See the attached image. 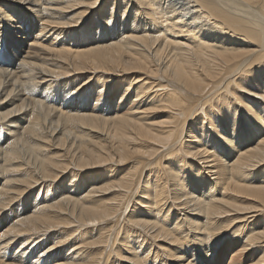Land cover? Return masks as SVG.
<instances>
[{
	"label": "bare ground",
	"instance_id": "6f19581e",
	"mask_svg": "<svg viewBox=\"0 0 264 264\" xmlns=\"http://www.w3.org/2000/svg\"><path fill=\"white\" fill-rule=\"evenodd\" d=\"M232 228L264 264V0H0V264H223Z\"/></svg>",
	"mask_w": 264,
	"mask_h": 264
},
{
	"label": "rangeland",
	"instance_id": "374dc122",
	"mask_svg": "<svg viewBox=\"0 0 264 264\" xmlns=\"http://www.w3.org/2000/svg\"><path fill=\"white\" fill-rule=\"evenodd\" d=\"M21 10L24 12H26V13H30L28 10H26V8H25V6H23L22 8H21ZM91 22H92V20H91ZM91 22H89V24L91 23ZM88 25V23L86 24V25H81L79 28H73L74 30L75 29H77L78 31H79V34L81 33V30L85 27V26H87ZM51 29H53V31H50ZM58 29H61V28H59V26H56V25H52V26H49V29H48V31H49V34H53V37H55V33H58L57 31H58ZM54 32V33H53ZM66 39V37H65V35L64 36H62V37H60L59 39H58V41H60V42H63L64 40ZM72 39V36L68 39V40H71ZM73 41H77V37H75L74 38V40ZM72 41H69V42H67V43H65V44H70ZM44 43L46 44V45H48V46H53V47H55V42H53V39H47V40H45L44 41ZM57 48H60V46L59 47H57ZM93 71V70H92ZM86 74H89V73H86ZM98 75H102V73H99ZM74 76H79V75H74ZM83 76H85L86 77V75L84 74ZM92 76V74L90 73V76L89 77H91ZM85 77H78V78H80V81H82V79H85L83 82H81L80 84L82 85V84H84L85 83V81H87L86 80V78ZM82 78V79H81ZM149 80V79H148ZM94 82H89V84H87V86H85L86 88L87 87H89V86H91L92 84H93ZM110 84H112V83H110ZM111 87V86H110ZM98 91H95V88H92V89H90L89 91H87V95H91V94H96ZM213 161H215L216 162V160L215 159H212ZM100 173H97L96 175H95V177H96V181H99L98 183H102L103 181H105L106 180V177H103V179H101V180H98L97 179V176L99 175ZM91 181L93 182V180L92 179H89V181L86 183V185H89L90 183H91ZM75 183H79V180L78 181H76ZM85 183V182H84ZM83 183V184H84ZM101 186L103 185V184H100ZM73 186L74 185H71V190H74L73 189ZM32 192H33V189L32 190H28V191H26L25 192V195H27L28 193H30V194H32ZM73 192V191H72ZM29 194V195H30ZM246 200L247 201H249L250 199L249 198H246ZM22 203V202H21ZM133 204L131 203L130 204V207L128 208V210H130L132 207ZM20 207H21V205H20ZM15 208H16V206H15ZM133 209V208H132ZM232 218H235L234 216H231V218L230 219H232ZM251 221V220H250ZM233 225H242V223H238V221H235L233 224H232V226ZM234 230H235V228H232V229H230V232H228V236H226L225 238H224V240H223V242H222V245L218 248V249H221L225 244H226V246L228 247V250H229V253H228V258L225 260V262L223 263V264H227L228 262H229V259H230V257H231V254L235 251V249H239L238 248V244L236 243V245L233 243V241H235V240H237V238L239 237V234H237V236H234V237H231L230 238V240H226V238H229V235H231L232 234V232H234ZM54 233V232H53ZM53 233H51V234H49V236L50 235H52ZM59 232H57V234H58ZM33 241H35L34 239H31V240H28L27 242V244L29 245V244H31ZM40 241H42V239H39V240H36L35 242H38V243H40ZM263 245V244H262ZM234 247V248H233ZM17 251V250H16ZM16 251H14V252H11L10 254H14ZM237 252L239 251V250H236ZM237 252H235V254H236V256H235V259H237L239 256H240V254L239 253H237ZM252 251H250V253H251ZM5 259H4V258ZM8 259H9V257H7ZM5 256H2V255H0V261L2 262V259H3V262H4V260H5V262H7L8 261V259H7ZM48 259V257H44V258H42L41 259V261L42 260H44V261H46ZM55 259H57V258H51V260H54V262H57V260H55ZM25 260L27 261H30L29 260V256H26L25 257ZM37 260H38V258H35L34 260H33V262H37ZM32 262V261H31ZM247 263H249V261L247 262ZM222 264V263H221Z\"/></svg>",
	"mask_w": 264,
	"mask_h": 264
}]
</instances>
